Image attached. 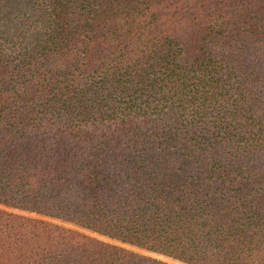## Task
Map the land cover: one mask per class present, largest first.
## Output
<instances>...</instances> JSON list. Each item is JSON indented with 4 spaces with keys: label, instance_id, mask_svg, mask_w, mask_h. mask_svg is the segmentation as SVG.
I'll list each match as a JSON object with an SVG mask.
<instances>
[{
    "label": "trees",
    "instance_id": "trees-1",
    "mask_svg": "<svg viewBox=\"0 0 264 264\" xmlns=\"http://www.w3.org/2000/svg\"><path fill=\"white\" fill-rule=\"evenodd\" d=\"M0 264H264V0H0Z\"/></svg>",
    "mask_w": 264,
    "mask_h": 264
},
{
    "label": "rangeland",
    "instance_id": "rangeland-1",
    "mask_svg": "<svg viewBox=\"0 0 264 264\" xmlns=\"http://www.w3.org/2000/svg\"><path fill=\"white\" fill-rule=\"evenodd\" d=\"M93 235H95V234H93ZM154 256H156V257H160V258H162V259H165V260H169L170 261V259H168V258H166V257H163V256H161V255H156V254H153Z\"/></svg>",
    "mask_w": 264,
    "mask_h": 264
}]
</instances>
